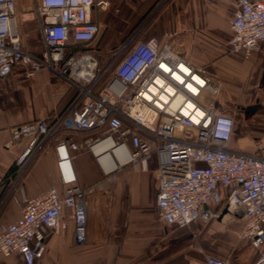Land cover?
<instances>
[{"label": "built area", "instance_id": "2783aa9c", "mask_svg": "<svg viewBox=\"0 0 264 264\" xmlns=\"http://www.w3.org/2000/svg\"><path fill=\"white\" fill-rule=\"evenodd\" d=\"M43 50L22 46L17 0H0V79L14 68L32 78L39 71L74 92L52 121L11 127L13 143L27 140L15 160L13 184L54 142L60 188L23 199L19 218L0 224V256L20 255L34 264L45 253L42 229L59 234L74 227V241L86 240L87 189L78 185L75 151L85 149L104 175L126 167L146 169L155 157L156 208L168 226L187 228L218 215L226 205L244 219L241 238L264 264V154L230 149L234 116L216 103L222 87L216 75L191 65L172 44L155 39L129 42L107 54L90 46L100 31L94 16L109 7L104 0H31ZM227 43L231 56L247 60L264 41V1L236 0ZM91 133L82 143L68 134ZM262 147L257 144V151ZM108 156V163L104 162ZM206 264H229L206 257Z\"/></svg>", "mask_w": 264, "mask_h": 264}, {"label": "crops", "instance_id": "0c3cea01", "mask_svg": "<svg viewBox=\"0 0 264 264\" xmlns=\"http://www.w3.org/2000/svg\"><path fill=\"white\" fill-rule=\"evenodd\" d=\"M104 1L109 7L93 19L100 26L108 14L120 19L122 25L114 38L121 44L118 41L110 49L106 42L100 43L98 34L90 46L93 50L107 54L127 42L130 47L151 39L172 44L191 65L216 75L221 84L216 103L235 118L230 149L264 154V133L251 130L264 122V41L247 60L231 56L227 43L236 0ZM16 11L18 17V7ZM104 23L110 31L111 24ZM17 27L22 46L40 54L43 50L40 34L42 50L37 47L29 50L24 45L18 20ZM73 94L66 83L46 71L27 78L16 67L11 75L0 79V224L19 218L23 199L35 197L52 186L60 188L52 141L41 148L13 184L15 160L28 142L23 139L13 143L11 127L49 121L66 109ZM253 106L254 110H248ZM234 107L246 111L249 115L245 117L254 119L255 124L248 122L246 131L238 127L241 125ZM67 136L76 143L85 138L75 133ZM257 144L261 151H257ZM72 155L78 185L87 189L86 240L83 244L75 243L72 222L59 234L42 229L45 253L34 264H206L207 256L227 260L229 264H252L256 260L257 252L241 238L244 219L229 213L224 204L210 207L218 216L207 223L197 220L187 228L164 223L155 203L158 189L155 157L146 169L126 167L104 175L85 149ZM0 264L25 263L20 255L14 254L0 256Z\"/></svg>", "mask_w": 264, "mask_h": 264}, {"label": "rangeland", "instance_id": "374dc122", "mask_svg": "<svg viewBox=\"0 0 264 264\" xmlns=\"http://www.w3.org/2000/svg\"><path fill=\"white\" fill-rule=\"evenodd\" d=\"M17 7H18L17 20L19 21V28L21 29L23 34V39H24L23 42L25 43L24 45H26V48H28L29 50L34 47H37L38 50L41 51L42 46L40 43L39 33L37 31L36 19L33 14V7L31 0H17ZM120 8L123 9V5H121ZM144 10H146V8ZM108 11L110 12V9ZM104 22L107 24L108 23L111 24L112 29H110V31L108 30V28L103 26ZM121 25L122 23L120 22V19H115L114 16L113 17L111 16V14H108L107 17L105 16V20L102 22L100 26V32L98 38L100 43L106 42V44L110 46V49L113 46H115V44L118 41H119L118 43L121 44L118 38H114ZM235 112L238 118V122L241 125L238 127H241L242 129H244V131H246L245 126L248 124V122H251V124L252 123L255 124L254 119L251 120V117L250 118L245 117L246 115H249L246 111H241V109L237 110L235 108ZM252 115H256V114H252ZM257 123L258 122L256 121V124ZM251 130H255V131L261 130V132L264 133V122L260 121L259 125L256 127H252Z\"/></svg>", "mask_w": 264, "mask_h": 264}, {"label": "trees", "instance_id": "16d2710c", "mask_svg": "<svg viewBox=\"0 0 264 264\" xmlns=\"http://www.w3.org/2000/svg\"><path fill=\"white\" fill-rule=\"evenodd\" d=\"M56 117V116H55ZM55 117H50L49 119H47V120H49V121H52ZM80 135H82V136H87V135H90L91 133H79Z\"/></svg>", "mask_w": 264, "mask_h": 264}, {"label": "bare ground", "instance_id": "6f19581e", "mask_svg": "<svg viewBox=\"0 0 264 264\" xmlns=\"http://www.w3.org/2000/svg\"><path fill=\"white\" fill-rule=\"evenodd\" d=\"M108 160H109V159H108V156H106L105 159H104V162H105V163H106V162L108 163V162H109Z\"/></svg>", "mask_w": 264, "mask_h": 264}, {"label": "water", "instance_id": "95a60500", "mask_svg": "<svg viewBox=\"0 0 264 264\" xmlns=\"http://www.w3.org/2000/svg\"><path fill=\"white\" fill-rule=\"evenodd\" d=\"M256 106L250 107L248 110H254Z\"/></svg>", "mask_w": 264, "mask_h": 264}]
</instances>
